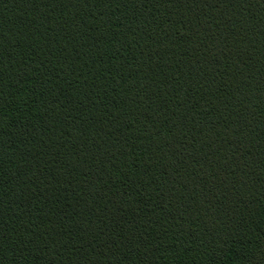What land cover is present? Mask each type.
I'll return each instance as SVG.
<instances>
[{"label":"trees","instance_id":"16d2710c","mask_svg":"<svg viewBox=\"0 0 264 264\" xmlns=\"http://www.w3.org/2000/svg\"><path fill=\"white\" fill-rule=\"evenodd\" d=\"M0 264H264V0H0Z\"/></svg>","mask_w":264,"mask_h":264}]
</instances>
